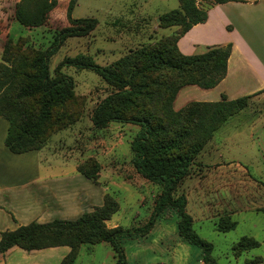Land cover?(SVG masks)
Listing matches in <instances>:
<instances>
[{
    "label": "rangeland",
    "instance_id": "rangeland-1",
    "mask_svg": "<svg viewBox=\"0 0 264 264\" xmlns=\"http://www.w3.org/2000/svg\"><path fill=\"white\" fill-rule=\"evenodd\" d=\"M52 1L0 0V94L8 92L9 107L24 108L33 117L41 113V94L38 91L33 98L19 102V89L26 85L37 87L35 61L62 30L71 26L68 9L72 0H56L46 22L38 27L22 25L16 11L19 6L24 17L34 21L39 10ZM210 2L205 0L202 5ZM180 9L181 0H77L73 19H95L98 24L90 33L66 40L51 60L52 79H59L60 73L71 77L74 98L56 107L43 127L44 145L35 156L38 162L34 158L8 159L0 130V185L7 186L11 180L13 184H24L27 189H22L30 192L35 176L31 169L19 178L9 177L6 172L8 168H34L37 162L38 175L48 180V195L60 193L59 201L46 202L51 209L39 223L76 220L102 206L107 196L119 206L106 222L108 229H137L149 221L162 187L143 178L134 166L132 144L141 127L121 122H112L104 129L95 127L96 108L120 90L93 71L65 63L83 60L110 67L142 48L163 43L179 33L182 26L163 28L161 17ZM206 50L201 48L200 52ZM130 71L137 73L134 68ZM172 79L167 72L133 76V83L147 85L156 100L151 103L149 98L140 97L131 105L116 104L115 110L124 116L149 118L155 125L163 122L175 137L177 128L163 120L160 101L166 91L160 85ZM204 91L197 86L182 88L174 110L206 101ZM0 120L8 126L6 119ZM181 153L191 154L193 165L176 196H186L194 230L212 245L216 264H264V97L252 100L244 111L228 119L206 144L194 139L183 141ZM80 170L94 174L96 179H87ZM26 191L14 197L11 204L17 207L19 202H29ZM21 216L27 224L36 220L30 221L31 215ZM179 221L176 209L168 208L149 233L121 238L129 264H206L202 249L180 237ZM234 223L236 228L227 232ZM10 225L8 230L12 231ZM244 238L249 241L240 249ZM253 241L260 246L252 248ZM65 251L66 247L54 252L45 250L36 257L44 264H59ZM22 257L14 253L12 262L23 264L26 261ZM74 264H117V255L108 243H87L80 246Z\"/></svg>",
    "mask_w": 264,
    "mask_h": 264
},
{
    "label": "trees",
    "instance_id": "trees-1",
    "mask_svg": "<svg viewBox=\"0 0 264 264\" xmlns=\"http://www.w3.org/2000/svg\"><path fill=\"white\" fill-rule=\"evenodd\" d=\"M229 1L212 0L207 6H200L198 0H181L180 10L161 17L163 28L182 26L179 33L163 43L142 48L113 66L101 67L83 60H68L65 63L67 66L80 70L93 71L120 90L96 108L93 115L95 127L104 129L112 122L129 123L141 127V131L132 144L134 166L143 178L162 187V193L156 201L147 224L137 229L126 230L122 227L108 229L106 222L117 213L119 206L112 197L107 196L102 206L95 207L92 212L85 213L76 220L57 219L48 223L34 221L14 231L2 232L0 255L14 247L26 252L69 247V254L60 264H74L81 245L104 242L113 247L117 255V264H129L121 238L149 233L160 216L168 208H174L180 218L178 224L180 237L190 245L202 249L203 261L206 264H216L212 257V245L202 240L194 230L193 217L187 212L186 196H176L178 187L190 175L193 165V156L189 153H181V143L194 139L201 145L206 144L228 119L244 111L255 95L235 100L223 97L218 102H196L178 112L174 110L173 104L179 91L186 86L211 90L226 78L232 44L208 47L202 54L187 56L180 51L178 42L194 26L208 20L210 7ZM76 4L77 0H72L68 9V20L71 26L62 30L49 48L35 61L37 87L26 85L19 89V102L33 98L39 91L43 99L41 113L33 117L24 108H10L8 92L0 94V118L6 119L9 123L5 146L13 154L39 151L44 145L43 127L51 119L54 109L74 98L73 79L62 73L59 74V79H52L50 63L66 40L84 36L93 31L98 24L95 19H73L72 13ZM55 6L56 0L44 5L34 21H28L18 6L17 19L25 26H42ZM131 68L137 70V73L131 72ZM155 72H167L173 75L171 82L160 85L166 89L160 101L163 120L177 128L175 137L170 135L163 122L158 121L155 125L149 118L139 115L124 116L115 110L116 104L125 102L131 105L134 103L133 100H138L140 97L149 98L151 103L156 100L155 95L149 92L147 85L133 83L131 80L133 76L139 77V75ZM152 114L150 113L156 119ZM80 172L89 180L96 179V176L90 172L83 170ZM236 225L234 223L225 230L227 232L234 230ZM247 241L249 239H242L239 248H245ZM259 246L258 242L253 241L252 248Z\"/></svg>",
    "mask_w": 264,
    "mask_h": 264
},
{
    "label": "crops",
    "instance_id": "crops-1",
    "mask_svg": "<svg viewBox=\"0 0 264 264\" xmlns=\"http://www.w3.org/2000/svg\"><path fill=\"white\" fill-rule=\"evenodd\" d=\"M203 3L205 0H198V5L204 6ZM227 44L233 46L228 61V74L216 88L204 91V94L208 96L204 102H218L223 97L228 100H235L240 97L255 95L251 99V103L254 99L263 98L264 92L258 93L264 91V0H230L224 4L213 5L208 9V20L203 24L194 26L180 39L178 47L184 55L192 56L204 53L200 52L201 48L207 49L208 47ZM0 124L1 134H3L2 137H4L5 142L9 123L7 126L0 120ZM6 150L10 160L16 161L17 158L31 160L34 158L38 162L35 156L39 154V151L13 154L7 148ZM37 162H35L34 168H24V170L19 169L17 171L8 168L6 172L9 177L19 178L20 175H27L28 169H31L35 176L31 180L34 184L31 185L30 192L22 189H27L24 184H13L14 182L11 180H8L7 186L0 185V240L2 232L10 231L8 230V223L9 225L10 223L13 224L14 228L10 225L12 231L20 226L28 225L27 220L22 221V214L31 215L30 221L36 219L35 221L38 222L40 217H43L44 213L51 209L50 206L46 207V202L52 201L54 203L61 198L60 193L58 196L54 193L52 196L48 195V180L40 178L38 175L40 169ZM24 191L30 195V201L19 202L21 204H18L17 207L12 205V199ZM56 249L58 248L46 250L54 252ZM42 251L45 250L26 252L14 247L0 255V264H17L18 262H12L11 256L14 253L23 255L22 258L26 261L23 264H44L36 257L42 254ZM69 252L70 248L66 247L64 258Z\"/></svg>",
    "mask_w": 264,
    "mask_h": 264
}]
</instances>
